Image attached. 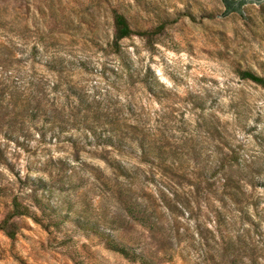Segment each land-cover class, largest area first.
<instances>
[{"label": "clouds", "instance_id": "clouds-1", "mask_svg": "<svg viewBox=\"0 0 264 264\" xmlns=\"http://www.w3.org/2000/svg\"><path fill=\"white\" fill-rule=\"evenodd\" d=\"M0 264H264V0H0Z\"/></svg>", "mask_w": 264, "mask_h": 264}]
</instances>
